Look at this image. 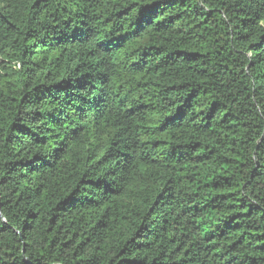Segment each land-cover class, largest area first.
I'll return each mask as SVG.
<instances>
[{
    "label": "trees",
    "instance_id": "1",
    "mask_svg": "<svg viewBox=\"0 0 264 264\" xmlns=\"http://www.w3.org/2000/svg\"><path fill=\"white\" fill-rule=\"evenodd\" d=\"M0 264H264V0H0Z\"/></svg>",
    "mask_w": 264,
    "mask_h": 264
}]
</instances>
